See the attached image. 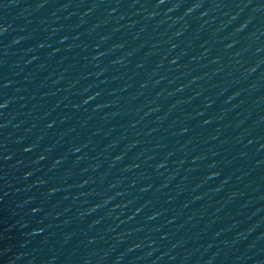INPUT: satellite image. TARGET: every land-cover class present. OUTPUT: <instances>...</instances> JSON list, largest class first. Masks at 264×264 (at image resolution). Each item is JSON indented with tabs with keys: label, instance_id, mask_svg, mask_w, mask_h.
Returning a JSON list of instances; mask_svg holds the SVG:
<instances>
[{
	"label": "water",
	"instance_id": "95a60500",
	"mask_svg": "<svg viewBox=\"0 0 264 264\" xmlns=\"http://www.w3.org/2000/svg\"><path fill=\"white\" fill-rule=\"evenodd\" d=\"M0 264H264V0H0Z\"/></svg>",
	"mask_w": 264,
	"mask_h": 264
}]
</instances>
